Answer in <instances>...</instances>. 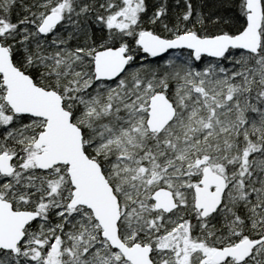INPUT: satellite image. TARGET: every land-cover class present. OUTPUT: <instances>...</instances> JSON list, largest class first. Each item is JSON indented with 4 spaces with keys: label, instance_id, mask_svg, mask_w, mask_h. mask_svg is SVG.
Here are the masks:
<instances>
[{
    "label": "snow or ice",
    "instance_id": "6c2138e0",
    "mask_svg": "<svg viewBox=\"0 0 264 264\" xmlns=\"http://www.w3.org/2000/svg\"><path fill=\"white\" fill-rule=\"evenodd\" d=\"M0 264H264V0H0Z\"/></svg>",
    "mask_w": 264,
    "mask_h": 264
}]
</instances>
